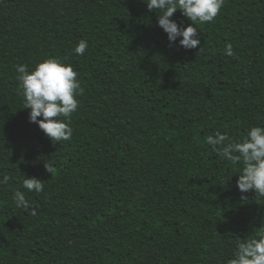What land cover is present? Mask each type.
<instances>
[{"label":"trees","instance_id":"obj_1","mask_svg":"<svg viewBox=\"0 0 264 264\" xmlns=\"http://www.w3.org/2000/svg\"><path fill=\"white\" fill-rule=\"evenodd\" d=\"M147 2L0 0V264H228L264 227V198L237 186L243 163L206 143L264 127V0H225L205 24L178 11L181 29H198L192 50ZM47 58L85 90L61 144L30 123L16 79Z\"/></svg>","mask_w":264,"mask_h":264},{"label":"clouds","instance_id":"obj_2","mask_svg":"<svg viewBox=\"0 0 264 264\" xmlns=\"http://www.w3.org/2000/svg\"><path fill=\"white\" fill-rule=\"evenodd\" d=\"M225 0H148L150 12L159 11V26L167 33L171 43L178 37L180 46L186 50L197 49L200 46L198 29L188 26L181 29L172 18L178 11L192 25L212 23L220 16ZM88 48L85 40H81L75 48V53L83 56ZM203 49L200 50L199 55ZM226 54L233 55L229 44ZM16 79L20 83L21 95L24 98V109H31L30 123L38 124L41 131L55 144L71 140L73 129L71 120L79 109L78 96H83L84 88L79 80V72L71 65H66L56 58H47L36 65L34 71H29L28 65H18ZM42 117V119H41ZM67 121V122H65ZM221 158H227L233 164L243 163L237 186L240 192H255V198H264V127H252L243 142H235L227 135L219 132L206 138ZM46 171L54 176L55 167L45 164ZM11 177L5 176L0 184H7ZM44 181L36 178H26L23 187L29 192L42 193ZM247 200L246 195L241 196ZM16 207L29 209L31 206L25 194L16 191L13 195ZM32 215H36L33 210ZM228 264H264V227H261L256 238L241 239L235 258Z\"/></svg>","mask_w":264,"mask_h":264}]
</instances>
